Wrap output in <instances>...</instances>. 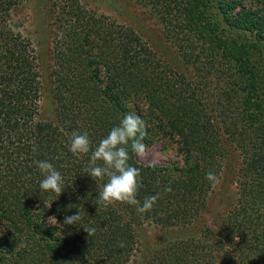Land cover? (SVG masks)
Returning a JSON list of instances; mask_svg holds the SVG:
<instances>
[{
  "label": "trees",
  "instance_id": "trees-1",
  "mask_svg": "<svg viewBox=\"0 0 264 264\" xmlns=\"http://www.w3.org/2000/svg\"><path fill=\"white\" fill-rule=\"evenodd\" d=\"M26 1L0 0V264H131L145 225L199 226L159 244L145 264H264V0H134L157 19L191 77L133 29L67 2L54 20L53 120L41 118L34 45L11 26ZM129 104L150 126L144 143L167 139L179 156L146 165L129 148L142 176L137 198L161 196L145 214L99 202L107 177L88 175L91 153L69 150L74 131L87 132L94 149ZM222 130L242 164L236 201L211 227L214 187L205 176L223 172ZM40 160L60 171V196L40 190ZM78 211L79 224H63Z\"/></svg>",
  "mask_w": 264,
  "mask_h": 264
},
{
  "label": "rangeland",
  "instance_id": "rangeland-1",
  "mask_svg": "<svg viewBox=\"0 0 264 264\" xmlns=\"http://www.w3.org/2000/svg\"><path fill=\"white\" fill-rule=\"evenodd\" d=\"M74 0H27L12 12L11 26L15 32L30 39L34 45L41 75V118L53 120L56 114V76L54 74V29L58 8ZM90 13H97L136 31L165 63L191 77L193 71L185 65L177 49L166 39L163 28L152 13L134 0H76ZM59 6V7H58ZM222 140L227 152L219 183L211 194L205 215L211 227L224 217L237 198L236 173L242 164L238 148L222 131ZM147 159L138 160L146 165H165L179 160L177 149L167 139L148 147ZM199 226L187 230H164L145 225L139 228L140 245L131 264H145L152 251L162 242L172 238L191 235Z\"/></svg>",
  "mask_w": 264,
  "mask_h": 264
},
{
  "label": "clouds",
  "instance_id": "clouds-1",
  "mask_svg": "<svg viewBox=\"0 0 264 264\" xmlns=\"http://www.w3.org/2000/svg\"><path fill=\"white\" fill-rule=\"evenodd\" d=\"M127 111L120 123L114 126L108 134L92 148V141L87 132L74 131L69 141V150L74 155L89 154L90 167L87 172L95 181L107 177L98 194V201L105 206L116 203L128 204L136 207L139 214L150 212L156 202L161 198L160 193L147 196L143 202L137 198L142 187L141 170L129 163L131 152L139 159H147L149 155L148 146L144 143L148 137L150 127L143 114L138 112L132 105H127ZM43 174L40 181L41 191H50L60 196L64 192L63 177L52 163L47 160L35 162ZM155 166V165H153ZM205 178L212 187L219 183V176L215 171H208ZM159 183V182H157ZM164 193L172 192L169 185L162 189ZM81 219L80 212L64 217V225H77ZM89 236L94 234V229L84 228Z\"/></svg>",
  "mask_w": 264,
  "mask_h": 264
}]
</instances>
